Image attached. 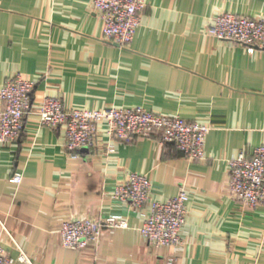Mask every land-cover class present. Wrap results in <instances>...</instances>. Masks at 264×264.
Returning <instances> with one entry per match:
<instances>
[{
	"label": "crops",
	"instance_id": "1",
	"mask_svg": "<svg viewBox=\"0 0 264 264\" xmlns=\"http://www.w3.org/2000/svg\"><path fill=\"white\" fill-rule=\"evenodd\" d=\"M222 12L264 17V0H145L127 46L104 37L88 0H0V85L17 74L34 81L19 137L0 142V245L29 258L13 264H264V204H245L228 185L229 160L264 144V49L210 34ZM47 95L68 109L141 106L209 123L204 157L154 135L109 151L105 123L73 157L64 127L39 120ZM129 171L147 174L153 199L187 190L178 243L150 244L139 228L149 204L116 198ZM107 215L127 226L81 249L62 244L63 220Z\"/></svg>",
	"mask_w": 264,
	"mask_h": 264
},
{
	"label": "built area",
	"instance_id": "2",
	"mask_svg": "<svg viewBox=\"0 0 264 264\" xmlns=\"http://www.w3.org/2000/svg\"><path fill=\"white\" fill-rule=\"evenodd\" d=\"M103 23V35L121 46L131 42L140 23V13L145 0H88ZM208 32L218 38L244 45L248 52L264 49V17H249L233 12L216 15ZM34 81L20 74L0 85V142L19 137L24 115L31 109ZM39 120L50 127L61 125L65 130V147L73 157L83 148H92L98 142V130L105 123L108 136L106 148L112 151L115 141H130L135 136H156L160 142L170 141L191 159L204 157V143L209 123L189 120L178 114L157 113L141 106L105 108H66L58 95L42 98L37 109ZM22 176L13 174L10 180L19 183ZM230 191L250 206L264 204V144L254 148L251 155L239 151L229 160ZM152 181L146 173L129 171L119 182L114 193L118 200L141 206L149 204L139 226L142 236L153 246L178 243L189 195L184 187L172 197L157 200L151 198ZM127 220L118 215L102 218L82 217L65 219L59 233L62 244L81 249L96 242L106 228H122ZM29 262L27 254L20 249L17 257L6 253L0 245V264H13L15 260Z\"/></svg>",
	"mask_w": 264,
	"mask_h": 264
}]
</instances>
